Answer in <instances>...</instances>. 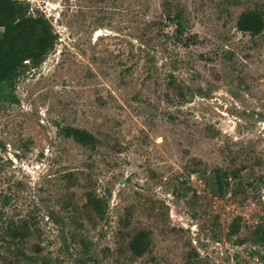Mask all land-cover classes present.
I'll use <instances>...</instances> for the list:
<instances>
[{
  "label": "rangeland",
  "instance_id": "374dc122",
  "mask_svg": "<svg viewBox=\"0 0 264 264\" xmlns=\"http://www.w3.org/2000/svg\"><path fill=\"white\" fill-rule=\"evenodd\" d=\"M23 1L57 36L18 78L19 102L0 103V192L5 215L31 219L30 264H264V32L236 27L264 0ZM228 166L244 186L220 197L214 169Z\"/></svg>",
  "mask_w": 264,
  "mask_h": 264
},
{
  "label": "trees",
  "instance_id": "16d2710c",
  "mask_svg": "<svg viewBox=\"0 0 264 264\" xmlns=\"http://www.w3.org/2000/svg\"><path fill=\"white\" fill-rule=\"evenodd\" d=\"M30 4L23 0H0V103L14 104L19 102L15 94L18 78L29 68L42 65L46 55L54 48L57 36L53 33L49 21L43 16L29 14ZM169 20L175 25L176 39L183 38L186 30L182 13L168 12ZM237 29L252 38L264 32V11L259 7L244 11L237 20ZM27 62V63H25ZM30 64V65H29ZM179 95L184 97L182 88ZM63 136L72 138L76 143L95 149L98 139L89 131L76 127L61 129ZM241 169L228 166L226 169H214V194L224 196L226 192H239L244 184ZM241 188V189H240ZM0 264H30L38 263L42 248L37 245L31 255L25 251L32 237L31 219H15L5 215L4 208L9 203V197L0 192ZM86 207L98 214L104 215L107 202L101 198L88 195ZM238 219L232 225V232L237 233ZM253 244L264 249V228L257 227L252 238ZM151 240L149 234L142 230L136 234L130 248L134 255L143 256L149 249ZM35 254V255H34ZM264 261V256H262ZM42 264H52L42 259ZM194 264V263H189Z\"/></svg>",
  "mask_w": 264,
  "mask_h": 264
}]
</instances>
